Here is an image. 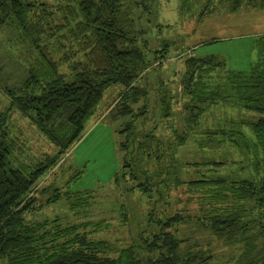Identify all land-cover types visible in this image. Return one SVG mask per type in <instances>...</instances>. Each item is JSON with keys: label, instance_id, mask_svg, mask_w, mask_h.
Listing matches in <instances>:
<instances>
[{"label": "trees", "instance_id": "obj_1", "mask_svg": "<svg viewBox=\"0 0 264 264\" xmlns=\"http://www.w3.org/2000/svg\"><path fill=\"white\" fill-rule=\"evenodd\" d=\"M128 1L65 0L54 6L38 0H0V30L12 25L19 29L42 66L38 72L31 69L18 92L6 91L12 106L0 112V264H207L212 258L208 249L188 244L181 235V227L199 217L185 213L184 206L161 217L149 211L148 226L155 228L149 229L150 236L144 235L146 227L140 230L138 243L121 248L93 236L105 227L104 220L30 218L62 197L60 189L49 195L48 188H38L39 181L82 139L86 121L113 85L122 86L109 110L113 120L123 121L119 132L124 164L116 182L126 176L125 181L134 180L149 201L158 192L168 211L174 202L184 203L185 198L172 195L180 188L185 194L203 195L208 204H225L216 209L209 205L207 210L200 200L203 225L216 237L229 240L242 233L248 243L242 264H264V244L258 249V238L247 233L254 220L264 238V223L249 217L255 216L256 205L264 207V34L257 37V59L248 71L228 69L215 54L187 57L181 79L186 130L163 127L164 120L173 123L175 98L172 89L163 92L159 84L160 98L155 100L159 106L154 112L149 109L152 91L138 82L150 60L139 45L134 19L126 10ZM230 1L229 12L235 14L243 4L256 0ZM59 12L65 14L64 23L57 22ZM207 13L213 11L206 8L200 15ZM66 64L74 75L70 82L61 73ZM15 108L56 146L54 153L32 158L17 146L5 122ZM209 114L219 126L199 129ZM150 119L156 123L139 133L138 124ZM171 128V137L159 134ZM193 137L202 151L213 143L219 145L215 148L229 144L243 162L234 159L229 165L226 158L214 157L182 161L179 149ZM17 149L24 159L18 160ZM246 166L252 174L243 176ZM256 250L258 259L253 257Z\"/></svg>", "mask_w": 264, "mask_h": 264}, {"label": "rangeland", "instance_id": "obj_2", "mask_svg": "<svg viewBox=\"0 0 264 264\" xmlns=\"http://www.w3.org/2000/svg\"><path fill=\"white\" fill-rule=\"evenodd\" d=\"M38 1L54 6L65 3V0ZM230 5V0H212L211 3L210 0H129L127 2L126 10L134 19L133 28L137 33L139 45L150 60L147 73L138 82L141 81L142 85H147L152 91L148 102L149 109L154 112L159 106V101L158 104L155 102L157 97L160 98L157 95L159 84L163 85V92L172 89L175 98L173 123L164 120L160 123L163 127L174 125L180 131L186 130L182 108L185 95L181 79L186 70L187 57L215 54L226 63L228 69L240 71H248L257 59L255 43L257 37L264 34V0L246 2L235 14L229 12ZM206 8L213 13L200 15ZM59 13L62 15L57 13V22L64 23L65 14ZM63 32L66 34L65 30ZM59 55H63L62 51ZM158 56L164 57L159 60ZM68 68L67 64L64 65L61 73H64L66 80L70 82L73 81L74 75ZM31 69L36 72L42 69L40 57L31 43L13 25L0 30V112L12 106L11 97L6 91L10 90L13 94L18 92ZM121 90V85H113L105 90L102 100L86 121V132L82 139L73 146L61 163L39 181L38 188H48L49 195H52L55 189H60L62 197L38 210L30 218L44 220L59 217L69 222L104 220L105 227L93 236L109 239L114 242L115 247L121 248L122 245L133 241L138 243L139 232L146 227L148 231L144 235L150 236L149 229L153 231L155 228L148 226L149 211L161 217L164 213L173 214L184 206L187 209L185 213L189 211L199 217L182 226L181 235L188 244H199L204 249H208L206 252L213 256L209 257L207 264L246 262L242 255L248 246L247 238L241 237L242 233H239V238L235 236L230 239L231 241L216 237L203 225L202 216L205 214L198 212L200 200L206 203L204 209L209 205L213 209H216V206L225 207V204H208L202 194L199 198V194H185L184 188H180L177 191L173 190L172 195L185 198L184 203L174 202L168 211L166 203L160 201L158 192H155L154 199H151L154 201H149L134 180L125 181L126 176L125 179L116 182V177L121 173L124 164V152L120 145L123 136L119 132L123 127V121L113 120L109 116V110L116 103ZM142 101L135 107L141 106ZM152 112L150 111L149 116ZM11 115L10 119H5L8 123L9 135L16 139L17 146L25 153L30 154L32 158H40L57 150L56 146L21 111L15 108ZM153 116H151L152 120ZM227 118V116L223 117V119ZM205 122L201 123L199 129L219 126L218 121L214 122L210 114L206 116ZM154 123L156 122L151 119L145 123L141 121L138 124V132L147 131ZM171 132L172 128L161 130L159 134L164 135L162 137H171ZM193 139L194 137L189 138L185 146L179 149V159L182 161L214 157L222 160L226 158L229 165L234 159L243 162V156L239 157L240 154L229 144L219 143L221 147L215 148L219 145L213 143L211 148L202 151ZM21 149L16 150L18 160L24 159ZM246 168L243 176L251 175V168L249 166ZM254 209L255 216L249 215V217L258 218V221L264 223V207L256 205ZM123 212L127 216H123ZM252 224L254 226L251 230L248 229L247 233L258 238L256 246L259 249L264 244V238L259 235L260 229L254 220ZM255 256L257 257L255 259L259 258V250L255 251L253 257Z\"/></svg>", "mask_w": 264, "mask_h": 264}]
</instances>
